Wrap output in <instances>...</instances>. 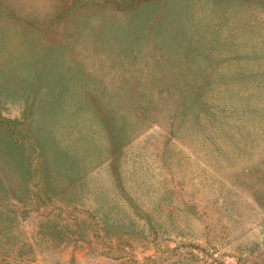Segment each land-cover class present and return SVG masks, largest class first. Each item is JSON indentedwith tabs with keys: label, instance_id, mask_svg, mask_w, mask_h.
I'll use <instances>...</instances> for the list:
<instances>
[{
	"label": "rangeland",
	"instance_id": "rangeland-1",
	"mask_svg": "<svg viewBox=\"0 0 264 264\" xmlns=\"http://www.w3.org/2000/svg\"><path fill=\"white\" fill-rule=\"evenodd\" d=\"M0 264H264V0H0Z\"/></svg>",
	"mask_w": 264,
	"mask_h": 264
}]
</instances>
